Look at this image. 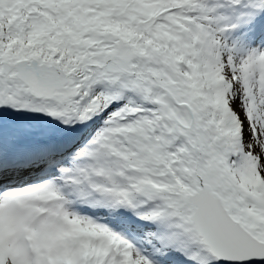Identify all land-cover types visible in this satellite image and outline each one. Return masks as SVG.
Returning a JSON list of instances; mask_svg holds the SVG:
<instances>
[{
    "label": "snow or ice",
    "instance_id": "1",
    "mask_svg": "<svg viewBox=\"0 0 264 264\" xmlns=\"http://www.w3.org/2000/svg\"><path fill=\"white\" fill-rule=\"evenodd\" d=\"M0 264H264V0H0Z\"/></svg>",
    "mask_w": 264,
    "mask_h": 264
}]
</instances>
